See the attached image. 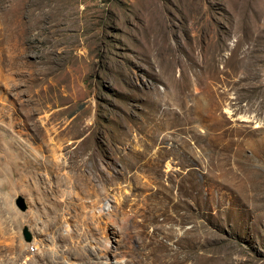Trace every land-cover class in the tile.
<instances>
[{"label": "rangeland", "instance_id": "rangeland-1", "mask_svg": "<svg viewBox=\"0 0 264 264\" xmlns=\"http://www.w3.org/2000/svg\"><path fill=\"white\" fill-rule=\"evenodd\" d=\"M90 262L264 264V0H0V264Z\"/></svg>", "mask_w": 264, "mask_h": 264}, {"label": "water", "instance_id": "water-1", "mask_svg": "<svg viewBox=\"0 0 264 264\" xmlns=\"http://www.w3.org/2000/svg\"><path fill=\"white\" fill-rule=\"evenodd\" d=\"M24 237H25V241H28L29 239L28 233L25 232Z\"/></svg>", "mask_w": 264, "mask_h": 264}, {"label": "bare ground", "instance_id": "bare-ground-1", "mask_svg": "<svg viewBox=\"0 0 264 264\" xmlns=\"http://www.w3.org/2000/svg\"><path fill=\"white\" fill-rule=\"evenodd\" d=\"M85 264H103L101 262H90V263H85Z\"/></svg>", "mask_w": 264, "mask_h": 264}]
</instances>
